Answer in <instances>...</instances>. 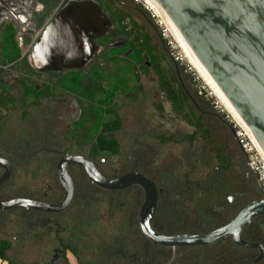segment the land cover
<instances>
[{
	"label": "flooded vegetation",
	"instance_id": "flooded-vegetation-1",
	"mask_svg": "<svg viewBox=\"0 0 264 264\" xmlns=\"http://www.w3.org/2000/svg\"><path fill=\"white\" fill-rule=\"evenodd\" d=\"M66 2L0 5V178L7 175L0 184V202L6 204L0 206V250L7 260L264 264V214L241 228L239 241L226 235L208 243L172 245L155 242L144 231L147 191L137 181H119L128 174L154 183L157 205L149 226L165 236L206 235L228 225L252 202L264 200V185L215 101L189 80L205 108L189 114V96L179 76L173 73L182 97L173 100L148 55L138 56L135 35L127 37L124 29L121 39L111 34L113 27L96 38L99 51L80 68L37 69L32 48ZM130 56L133 62L147 57L157 75L153 109L147 107L146 85L142 100L131 106L124 104L123 88L116 83L104 84L119 92L110 109L105 97H84L92 89L106 96V88L92 83V77ZM86 161L108 184L90 176Z\"/></svg>",
	"mask_w": 264,
	"mask_h": 264
},
{
	"label": "water",
	"instance_id": "water-1",
	"mask_svg": "<svg viewBox=\"0 0 264 264\" xmlns=\"http://www.w3.org/2000/svg\"><path fill=\"white\" fill-rule=\"evenodd\" d=\"M21 1L0 0V5L11 7ZM156 1L170 16L264 151V0ZM112 27L113 20L99 1L69 0L41 32L32 48V64L42 71L80 68L99 51L95 39L107 34ZM83 164L90 176L108 184L90 161ZM6 177L0 178V184ZM119 181H137L145 186L147 196L141 222L144 231L158 243H208L226 235H234L239 241L241 228L254 216L264 214V200L254 201L231 223L212 233L165 236L153 232L149 226L157 205L154 183L137 173L128 174ZM5 205L0 202L1 207Z\"/></svg>",
	"mask_w": 264,
	"mask_h": 264
},
{
	"label": "rangeland",
	"instance_id": "rangeland-1",
	"mask_svg": "<svg viewBox=\"0 0 264 264\" xmlns=\"http://www.w3.org/2000/svg\"><path fill=\"white\" fill-rule=\"evenodd\" d=\"M62 3L67 0H60ZM102 6L107 7L106 1H108L109 6L111 5V10L108 13L111 15L114 25L111 34L117 35L118 39L123 37L124 30L127 33V37H130L128 29L132 27V22L137 26V33L148 38L151 45L156 46L157 51L160 53L164 60L165 67H167L172 73L179 76V81L184 86L186 90L189 101L187 103L188 113L191 115L200 113L204 110L203 101L198 100L197 94L189 86V80L196 82L198 84V90L203 89V91L215 101V104L235 126V129H241V124L231 115V113L223 106L219 99L213 94L209 89L207 84L202 80L197 71L189 63L187 58H185L179 44L175 41L171 30L168 28V24L164 21L162 16L156 14L155 10L152 8H146L143 4L137 3L134 0H97ZM108 8V7H107ZM120 17H125L122 21ZM124 25H127L128 29H124ZM124 29V30H123ZM166 34L164 37L163 34ZM171 42V43H170ZM127 47L122 48L123 51ZM133 57H128L126 60L115 61V63H110L111 69L99 71L92 77V83L102 84L106 88L107 95L96 94L95 89L90 90L85 94V98L97 99L98 97L106 98L107 108L110 109L111 105L114 106L115 99L118 97V91L114 92V87H109L111 83H116L121 85L123 88V98L125 99L124 104L131 106L135 102L142 100V88L146 85L149 88V101L147 103L149 109H153L151 106L152 99L155 101L157 98L158 79L155 72L149 68L146 61L148 58L145 57L142 61H135ZM137 65H142L143 68H137ZM148 69L144 70V67ZM179 68V70H178ZM140 70L141 72L135 73V71ZM139 76L141 81H136V77ZM153 77V79L151 78ZM101 77V78H97ZM138 82L136 85L135 83ZM100 84V85H101ZM108 84V85H104ZM118 88V86H117ZM123 101V99H122ZM132 108V107H131ZM101 113L103 112L100 111ZM126 114H131V109L126 112ZM110 115H107L109 118ZM236 146L237 143L234 140ZM235 146L236 149H238ZM240 153L239 149L236 151Z\"/></svg>",
	"mask_w": 264,
	"mask_h": 264
},
{
	"label": "bare ground",
	"instance_id": "bare-ground-1",
	"mask_svg": "<svg viewBox=\"0 0 264 264\" xmlns=\"http://www.w3.org/2000/svg\"><path fill=\"white\" fill-rule=\"evenodd\" d=\"M147 3L155 10L156 14L164 18V21H166V23L168 24V28L169 30H171L170 32H172L175 41L179 44V47L181 48L185 58H187L189 63L197 71L202 80L207 84L209 89L219 99L223 106L231 113V115L241 124V126L246 129L249 136L256 142V139L254 138L249 126L245 123L240 114L236 111L234 106L230 103L228 98L214 81L210 73L197 58L167 12L160 6V4L156 0H147Z\"/></svg>",
	"mask_w": 264,
	"mask_h": 264
},
{
	"label": "trees",
	"instance_id": "trees-1",
	"mask_svg": "<svg viewBox=\"0 0 264 264\" xmlns=\"http://www.w3.org/2000/svg\"><path fill=\"white\" fill-rule=\"evenodd\" d=\"M106 5L108 10H111V5L109 6L108 1H106ZM124 18L125 17H120V20L122 21ZM123 27L124 29H128L127 25H124ZM127 31L129 34L135 35L133 42L135 43L138 56H141L142 53L145 52L154 64L157 72L159 73L162 87L170 91V96L173 100L180 99L182 96L180 95L179 87L176 85L177 80L174 74L167 67H165L164 60L157 51L156 46L151 45L147 37L137 33V26L134 22H132V27H130ZM0 259L8 261L6 264H17L12 260H7L4 249L0 250Z\"/></svg>",
	"mask_w": 264,
	"mask_h": 264
},
{
	"label": "built area",
	"instance_id": "built-area-1",
	"mask_svg": "<svg viewBox=\"0 0 264 264\" xmlns=\"http://www.w3.org/2000/svg\"><path fill=\"white\" fill-rule=\"evenodd\" d=\"M137 3L143 4L146 8L152 7L147 3V0H134ZM166 37V34H163ZM171 43V42H170ZM235 127V126H234ZM235 138L242 150L247 156L248 165L252 172H255L260 182L264 185V151L248 134L245 128L235 129ZM255 138V137H254Z\"/></svg>",
	"mask_w": 264,
	"mask_h": 264
},
{
	"label": "crops",
	"instance_id": "crops-1",
	"mask_svg": "<svg viewBox=\"0 0 264 264\" xmlns=\"http://www.w3.org/2000/svg\"><path fill=\"white\" fill-rule=\"evenodd\" d=\"M0 264H5V262L2 259H0Z\"/></svg>",
	"mask_w": 264,
	"mask_h": 264
}]
</instances>
